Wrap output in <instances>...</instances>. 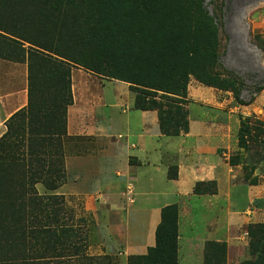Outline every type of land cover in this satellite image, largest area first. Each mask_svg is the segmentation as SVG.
I'll return each mask as SVG.
<instances>
[{"label":"trees","instance_id":"obj_1","mask_svg":"<svg viewBox=\"0 0 264 264\" xmlns=\"http://www.w3.org/2000/svg\"><path fill=\"white\" fill-rule=\"evenodd\" d=\"M113 2L0 0V58L27 65V103L8 118L0 137V264L50 262L44 250L27 247H53L68 229L58 220L63 198L51 192L64 177L61 137L73 101L74 65L128 83L134 107L155 110L166 135L188 128L187 109L175 101L186 97L190 74L205 85L232 88L238 103L254 98L241 100L236 79L214 70L225 10L210 15L202 7L175 19L159 10H112ZM251 41L260 45L258 36ZM171 107L184 119L179 126ZM239 143L245 146L243 130ZM36 183L49 193L39 194ZM204 184L197 182L193 190L204 193ZM207 185L216 191L214 182ZM177 218L176 204L164 206L155 245L129 256L127 264H177ZM248 234L255 258L240 264H264V223L251 226ZM213 243H205V259L216 252L209 249Z\"/></svg>","mask_w":264,"mask_h":264},{"label":"crops","instance_id":"obj_2","mask_svg":"<svg viewBox=\"0 0 264 264\" xmlns=\"http://www.w3.org/2000/svg\"><path fill=\"white\" fill-rule=\"evenodd\" d=\"M75 71L79 82L72 80ZM83 77L97 75L71 69L73 101L61 137L64 177L52 191L63 195L76 213L66 217L69 221L58 217L68 229L61 241L44 250L50 262L37 264H112L111 256L127 264L129 256L145 254L155 245L161 210L169 204L178 208L177 264L181 247L185 264H193L194 257L202 262L205 241L234 243L230 230L247 221L255 199L264 203L260 186L251 189L242 166L230 162L229 125L235 108L224 110L222 103L189 107L187 130L166 135L159 130L157 112L135 108L128 84L116 79L106 80L123 83L126 103H119V94L111 105L115 117L98 119L94 105L102 98L90 95ZM26 103V63L0 58V137L8 118ZM197 182H214L216 191L196 193Z\"/></svg>","mask_w":264,"mask_h":264},{"label":"rangeland","instance_id":"obj_3","mask_svg":"<svg viewBox=\"0 0 264 264\" xmlns=\"http://www.w3.org/2000/svg\"><path fill=\"white\" fill-rule=\"evenodd\" d=\"M149 1H152L154 4L152 9L145 7ZM202 7L210 15L213 14V10H225L224 22L221 25L218 24L219 55L214 65V70L223 78L236 79L241 88V100L247 102L251 99V96L254 98L249 104L238 103L235 99V91L232 88L225 90L205 85L197 80L193 74H190L186 97L177 99L175 103H180L185 110L187 109L188 114L189 107L195 108V106L200 107L204 105L210 108L216 105V103H222L224 110L235 108L232 111L234 116L231 115L230 120H232L229 125L230 162L234 161L235 164L237 163L242 166L244 182H247V185L251 189L256 190L255 187L260 186L264 192V88L262 90L259 89L264 84V0H114L111 9L130 11L159 10L161 15L179 19L188 13L187 10H202ZM251 36H258L260 45L257 46V44L253 43ZM206 66L209 67L207 64ZM72 68L75 70L82 67L74 65ZM82 69L97 75L94 79L92 77H83L82 81L84 86L90 90L92 97L98 98L100 96L102 98V101L97 100L98 102L94 105L99 116L102 115L101 117L98 116V119H113L115 117V107L111 105L117 102L116 98L119 94L122 97L119 103L122 105L126 103L124 97H127V95H125L126 91L122 83L124 81H107L106 79L110 78L95 74L84 68ZM79 75V72L75 71L72 74V80H78L79 82ZM189 91L194 96L189 97ZM159 100L164 102L163 99ZM130 101L131 99L129 98ZM117 110L120 111L119 108ZM171 116L174 117L177 126L184 120H179L176 117L172 107ZM241 130H243L245 146H241L239 143ZM224 150L227 151V149ZM256 168H258L257 174L253 175ZM205 184L201 186L208 193L213 188L210 185L205 186ZM35 189L39 194L49 193L42 183L38 185L36 183ZM60 196L63 198V211H61L59 216L60 218L65 216L63 220L69 221V218L67 219L66 217H69L71 214L75 215L76 211L66 205L63 195ZM157 198L158 196H156ZM256 201L257 199L250 206L251 212H249L250 215H247V221L236 224L230 230L232 231L231 236L236 237L235 242L228 245L225 240L205 241V243L208 241L214 242L208 246L209 249L216 252L213 256L208 254L205 259L204 243L202 262L199 263L194 257L193 264H240L245 260L254 259L255 252L250 248L251 238L248 230L257 223H264V203L260 206ZM259 208L262 210H259ZM252 211H255V213H252ZM195 218H197V231H201L202 225L201 222H198L200 221V216L196 214ZM64 223L60 221V224ZM34 249H37L39 252L45 250L43 246H37L35 248L27 247L26 251ZM183 257L184 251L181 247L179 252L180 264H185ZM109 260L112 264H120L119 259L115 256L109 257Z\"/></svg>","mask_w":264,"mask_h":264}]
</instances>
